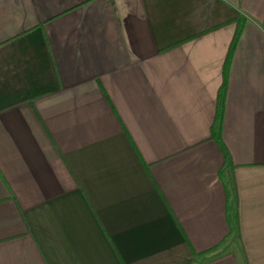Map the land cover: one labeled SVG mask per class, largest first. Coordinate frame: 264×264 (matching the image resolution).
<instances>
[{
	"label": "crops",
	"instance_id": "obj_1",
	"mask_svg": "<svg viewBox=\"0 0 264 264\" xmlns=\"http://www.w3.org/2000/svg\"><path fill=\"white\" fill-rule=\"evenodd\" d=\"M190 262L264 264V0H0V264Z\"/></svg>",
	"mask_w": 264,
	"mask_h": 264
},
{
	"label": "trees",
	"instance_id": "obj_2",
	"mask_svg": "<svg viewBox=\"0 0 264 264\" xmlns=\"http://www.w3.org/2000/svg\"><path fill=\"white\" fill-rule=\"evenodd\" d=\"M230 209H231V207H230ZM190 264H191V262H190Z\"/></svg>",
	"mask_w": 264,
	"mask_h": 264
}]
</instances>
